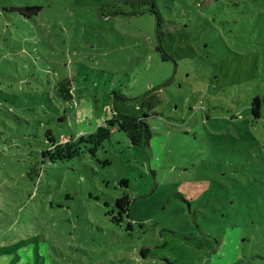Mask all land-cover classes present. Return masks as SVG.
I'll return each mask as SVG.
<instances>
[{
  "label": "rangeland",
  "instance_id": "rangeland-1",
  "mask_svg": "<svg viewBox=\"0 0 264 264\" xmlns=\"http://www.w3.org/2000/svg\"><path fill=\"white\" fill-rule=\"evenodd\" d=\"M153 2L0 0V264H264V0Z\"/></svg>",
  "mask_w": 264,
  "mask_h": 264
},
{
  "label": "trees",
  "instance_id": "trees-1",
  "mask_svg": "<svg viewBox=\"0 0 264 264\" xmlns=\"http://www.w3.org/2000/svg\"><path fill=\"white\" fill-rule=\"evenodd\" d=\"M125 2L130 3L133 7L131 13H141L147 9L145 7L146 4H150V10L157 15V12L154 10V2L153 0H124ZM41 6L39 5H31V6H20L18 7V11H26L27 14H36L41 10ZM23 14V13H22ZM26 13L24 15L29 17ZM158 87H150L146 89L143 93L138 96L140 104L143 108V112L141 115H128L125 113H121L115 110V114L109 119H107L104 124L97 126L93 136L95 140L93 141L95 145H99L102 140L109 137L111 131L121 130L127 134V138L130 144L135 146L147 145L150 137L152 136L151 131L148 127V124L145 120L151 114L156 104L159 101L158 98ZM54 95L57 97H61L64 100H70V106H75L76 102L74 100V91L72 89L71 80L64 78L56 82L54 85ZM259 107L260 101L258 98H255L252 102V113L259 117ZM155 114V112L153 113ZM45 140L47 142L60 143V138H56L50 129H47L44 133ZM59 145L55 146L56 149ZM66 158H69L67 155ZM28 176L33 177L37 176V172L31 169L28 173ZM130 205L131 201L129 200L127 195H123L114 201V207H117V216L112 215V220L116 223H120L122 217H130ZM112 212V211H111ZM114 212V211H113ZM149 249L145 246L140 248V255L143 258L148 256L147 251Z\"/></svg>",
  "mask_w": 264,
  "mask_h": 264
}]
</instances>
